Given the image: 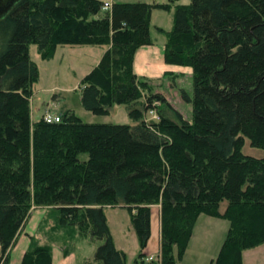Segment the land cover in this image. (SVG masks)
Returning a JSON list of instances; mask_svg holds the SVG:
<instances>
[{
  "label": "trees",
  "instance_id": "16d2710c",
  "mask_svg": "<svg viewBox=\"0 0 264 264\" xmlns=\"http://www.w3.org/2000/svg\"><path fill=\"white\" fill-rule=\"evenodd\" d=\"M101 4L17 0L0 17V264L8 263L31 203L50 207L80 237L100 241L83 264H124L104 205L127 210L142 248L154 204L159 264H176L172 248L182 255L199 214L228 222L209 264H241V250L264 241V0L114 2L97 16ZM152 8H172L164 62L191 70V95L182 94L190 118L161 114L150 124L154 131L141 120L145 82L131 69L136 48L152 41ZM31 43L45 60L58 44L107 46L80 80V102L98 115L124 105L129 123H86L71 111L58 122L31 123L38 77ZM244 138L260 157L241 152ZM50 261L49 247L33 244L19 264Z\"/></svg>",
  "mask_w": 264,
  "mask_h": 264
},
{
  "label": "rangeland",
  "instance_id": "374dc122",
  "mask_svg": "<svg viewBox=\"0 0 264 264\" xmlns=\"http://www.w3.org/2000/svg\"><path fill=\"white\" fill-rule=\"evenodd\" d=\"M100 1L106 2L105 0ZM144 1L152 2V0ZM153 1L165 2V0ZM188 1L178 0V3L187 4ZM108 2L111 6L109 0ZM105 11L100 9L97 16L102 15ZM154 13L149 23V30L153 39L159 42L160 39L164 40V34L172 27V8L169 10H155ZM154 24H158L162 28L155 27ZM150 44H152V41ZM69 46L72 45H56L52 57L48 60L39 56L36 44L31 43L27 47L29 58L35 64L38 73L37 80L31 85V96L29 98L31 123L36 122L46 114L61 118L67 111H71L82 122L86 123H129L127 109L124 105H112L109 112L102 115L92 114L82 107L80 102V80L92 68L94 62L99 60L103 47L87 44ZM136 78L145 82V87L139 90L138 100L143 103L141 120L146 127L148 126L147 128L154 131L150 124L156 122L161 114L176 122L178 120L175 114L185 119L190 118V103L186 102L182 96V94L185 96L191 95L190 69L164 70L158 76L149 78L136 75ZM154 94L160 95L164 101L156 98L148 100V97ZM157 135L159 136V134ZM241 152L253 157L262 155V150L250 146L246 138L243 139ZM77 158L81 161L86 160L87 154L79 152ZM150 208L154 212L158 209V204L151 205ZM34 209H40L41 213L38 215L33 228L34 233L29 237L27 249L33 244L49 247L51 261L54 263L56 250L58 249L62 253L65 251V254H71L72 261L69 264H83L85 261L91 260L100 241L90 240L87 236L80 237L74 229L61 226L57 220V214L48 206L31 203L28 217ZM103 212L114 248L124 253V264H159L158 253L152 256L145 254L142 258L141 250L144 249L146 244L142 248L139 246L130 223L129 214L124 207L104 205ZM227 226L228 222L224 218L199 214L191 230L192 236L188 239L182 255L178 257L175 247L172 248L175 263L209 264L210 260L214 259L218 253ZM151 238L149 226V236L146 242L151 241ZM240 262L241 264H264V241L242 249Z\"/></svg>",
  "mask_w": 264,
  "mask_h": 264
},
{
  "label": "crops",
  "instance_id": "0c3cea01",
  "mask_svg": "<svg viewBox=\"0 0 264 264\" xmlns=\"http://www.w3.org/2000/svg\"><path fill=\"white\" fill-rule=\"evenodd\" d=\"M100 1V0H99ZM107 3L108 0H105ZM110 4L114 2H137V1H144V0H109ZM102 2V1H101ZM103 3V2H102ZM151 3H158L152 0ZM164 3V2H161ZM155 10H160L157 8H152L150 10L149 15V23L151 21V17L155 14ZM155 27H161L158 24H154ZM162 28V27H161ZM152 44L142 45L136 48L132 56V63L131 69L132 72L136 75L144 76V77H154L160 75L164 70H178V69H190L188 67H181L178 65H168L163 61V43L164 40L160 39V41H156L153 39L152 36ZM73 46H80V45H72ZM102 46L101 54L107 48V46ZM100 55V54H99ZM101 56V55H100ZM100 58V57H99ZM98 61L94 62V65ZM93 65V66H94ZM92 66V67H93ZM150 219H149V226L151 229V241L146 242V246L144 249L141 250L142 258H144L145 254L149 255H156L158 253L159 248V214L158 209L156 211H152L150 208ZM41 210L34 209L30 213V216L27 218L25 224L22 226L20 232L17 234L12 246L8 250V263L7 264H19L21 255L25 250H27L28 240L29 237L34 233L33 228L36 224V220L38 215H40ZM207 216V215H206ZM199 215L196 217V219ZM195 219V221H196ZM153 220V221H152ZM152 222V223H151ZM151 224V225H150ZM30 226V227H29ZM192 236V232L190 237ZM58 249V248H56ZM55 249V250H56ZM72 261L71 254H64L60 249L56 250V260L55 263L50 261V264H69ZM151 262V261H150Z\"/></svg>",
  "mask_w": 264,
  "mask_h": 264
},
{
  "label": "built area",
  "instance_id": "2783aa9c",
  "mask_svg": "<svg viewBox=\"0 0 264 264\" xmlns=\"http://www.w3.org/2000/svg\"><path fill=\"white\" fill-rule=\"evenodd\" d=\"M101 10H109L110 9V5L107 2H104L101 4L100 6ZM42 119L46 122V123H50V122H58L59 121V117L58 116H50L49 114H46L45 116L42 117Z\"/></svg>",
  "mask_w": 264,
  "mask_h": 264
},
{
  "label": "water",
  "instance_id": "95a60500",
  "mask_svg": "<svg viewBox=\"0 0 264 264\" xmlns=\"http://www.w3.org/2000/svg\"><path fill=\"white\" fill-rule=\"evenodd\" d=\"M17 0H0V17H2Z\"/></svg>",
  "mask_w": 264,
  "mask_h": 264
}]
</instances>
